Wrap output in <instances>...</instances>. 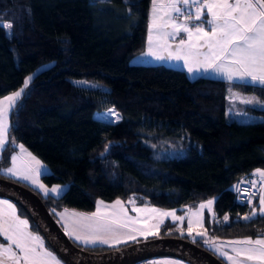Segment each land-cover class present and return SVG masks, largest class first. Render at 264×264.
Returning a JSON list of instances; mask_svg holds the SVG:
<instances>
[{"label":"trees","instance_id":"obj_1","mask_svg":"<svg viewBox=\"0 0 264 264\" xmlns=\"http://www.w3.org/2000/svg\"><path fill=\"white\" fill-rule=\"evenodd\" d=\"M150 10L151 0H0V23L12 24L10 32L0 27V99L32 77L10 114L0 173L23 145L50 168L41 177L47 186L68 185L60 197L40 196L53 218L66 209L92 213L99 200L136 199L138 206L184 213L215 199L202 239L261 237L264 216L243 219L259 208L258 198L251 208L239 205L232 187L264 169V87L132 65L146 47ZM74 79L105 84L109 91L76 86ZM231 90L253 96L256 105H233ZM109 108L120 121L96 117ZM231 109L263 121H229ZM147 143L164 157L154 158ZM169 229L187 232V225L168 222L159 234ZM123 246L84 250L105 254Z\"/></svg>","mask_w":264,"mask_h":264},{"label":"snow or ice","instance_id":"obj_2","mask_svg":"<svg viewBox=\"0 0 264 264\" xmlns=\"http://www.w3.org/2000/svg\"><path fill=\"white\" fill-rule=\"evenodd\" d=\"M195 9L194 11L192 9ZM164 9V15L158 17L157 10ZM207 13V17L205 16ZM167 17V19H164ZM158 21H163L159 23ZM205 25H208L205 28ZM0 27L12 28V24H2ZM171 31H167V29ZM181 33L186 38L181 37L173 49L171 41H176ZM155 45V46H154ZM167 53V55H164ZM146 56L155 60L183 62L187 72L193 75L200 73H213L224 77L226 80L246 81L248 83H258L264 85V0H169L165 4H158L153 0L152 24L148 34V51ZM32 77H28L24 83V88ZM24 88L0 99V151L5 149L8 142L9 133V113L20 98ZM242 102L251 104L252 99ZM113 112L108 114L109 119ZM21 151H26L23 145L19 146ZM31 156L30 153H28ZM19 157L12 158L13 167L7 169V173L12 176H19L24 180L35 179L25 173H21L16 168ZM37 165L40 164L35 157H32ZM38 174V173H37ZM256 175L264 178V171L257 170ZM253 184L256 182L253 181ZM43 188V185H40ZM61 189L52 188L51 192L59 193ZM237 191L248 192V189ZM264 192V188L259 190ZM45 195L48 190L45 189ZM253 192L248 196V202H252ZM129 203L135 205L134 200ZM213 201H208L207 205L201 204L203 209L210 207ZM96 212L91 216L72 213L74 218L73 227L65 225L67 234L85 245L118 244L127 240H135L136 233L147 238L148 235L158 234L159 223L151 227L136 228L140 223L139 214L155 213L159 217L171 216L173 220L183 221V217L176 216L175 212H161L158 209L138 208L133 206L132 211L138 214L137 218L130 217L128 210L120 200L112 205H105L99 202ZM0 206L10 211H0V235L10 243L5 246L0 244V264L11 261L12 264H60V261L48 251L43 240L39 236H34L27 231L28 221L22 220L16 215L15 206L7 200H0ZM110 209L111 211H105ZM259 213L264 216V195L259 199ZM196 218L195 222L190 218L188 222V235L191 236L196 229H203L200 212L192 213ZM257 215L253 208L251 216H244V220H250ZM63 219V216L61 217ZM156 217L153 216L152 219ZM228 216H224L227 221ZM127 229V231H121ZM198 236H205L206 231H197ZM205 243H208L205 240ZM215 244V242H212ZM245 245L247 247H236ZM13 246L21 253L17 255L13 251ZM235 255H229L223 251L221 255L226 257L232 264H240V257L248 261H259L264 264V239H245L226 242ZM219 251V249H217Z\"/></svg>","mask_w":264,"mask_h":264},{"label":"rangeland","instance_id":"obj_3","mask_svg":"<svg viewBox=\"0 0 264 264\" xmlns=\"http://www.w3.org/2000/svg\"><path fill=\"white\" fill-rule=\"evenodd\" d=\"M3 24H8V23H3ZM7 30H8V32H10V29L7 28ZM170 43H172V42H170ZM147 51H148V35H147L145 50L142 53L136 55L131 60L130 63L132 65H162V66H166V67L179 69L178 66H180L181 62L170 61V60L158 61V60H155L153 57L146 56L145 54L147 53ZM164 55H167V53H164ZM29 83H28V86H29ZM73 83L76 86L87 88V89H94V90H99V91H102V92H108L109 91V87L107 85L100 84V83H95V82H92V81L87 80V79H74ZM26 89L27 88H24V91L22 92L20 98L16 101V104L18 103L19 100L22 99V96L25 94ZM15 92H17V91H15ZM15 92H13V93H15ZM13 93H11L9 95H12ZM9 95H7V96H9ZM241 95L242 94H239L238 92H235V91L231 90L230 95H229V99H230L231 103L233 105H236V104L246 105L247 103H244L242 101L246 100L247 97H245L246 95L245 96H241ZM7 96H5V97H7ZM4 98H2V99H4ZM249 98L252 99V100L254 99V98H251V97H249ZM253 101H254V103H251V104L252 105H256L257 101L255 99ZM13 108L11 109V111L9 113V131H10V114H11ZM235 111H240V110L231 109V112L227 113V120H229V121L230 120H238L239 122H242V121L246 120V116H240L239 114H235ZM110 112H113L114 114L109 119L108 114ZM96 117L101 119V120H104L106 122H109V123H116V122L121 120L120 114L114 108H109L105 112L97 114ZM253 117L255 118L253 122L263 121V118H261V117H257V116H253ZM6 145H5V147H6ZM147 145L153 149L154 158L161 159V157H164V155L157 149V147H155V146H153L152 144H149V143H147ZM19 146L20 145L17 146V150L13 154V157H19L20 158L16 162V168L21 173H25V174H28V175L32 176L35 179L36 183H33L32 179L24 180V179L20 178L19 176H12L11 174L7 173L6 170L9 169V168H12L13 164H11V166L9 168L2 170V172L0 173V174H2L1 178L7 179V180H9L11 182H14L16 184L24 186L25 188L30 189L31 191L37 193L39 196H42L44 198L49 196V195H51V196L55 195L56 197L61 196L67 190L68 185H55L54 187L61 189V191L59 193L51 192V189L54 188V187L53 186L52 187L47 186L42 181V178H41L45 174H50V169L48 168V166L45 165L40 159H38L34 154H32L25 147H23V148L26 151H21ZM3 151H0V159L2 157V152ZM28 153H30L31 156H29ZM32 157H35L36 160H38L40 162V164L37 165L35 163V161L32 160ZM40 185H43V188H41ZM45 189L48 190V195L44 194ZM132 200L135 201V205L129 203V201L127 203H125L122 200H120L123 203V206L128 210V215L130 217L137 218V216H138V214L136 212L132 211L133 206H135V207H138V208H148V209L155 208V209L160 210L161 212H175L176 216L184 218L183 221H180V220H173V218L171 216L162 217L161 218L158 215H156L155 213H151V212L141 213V214H139L140 223H137L135 225L136 228L145 227V221L148 222L147 226L151 227L153 225L158 224L161 219L163 220V223H159V230H160L161 226H163L165 223H168V222L174 223L178 227H183L184 225H187V228H188L189 219L191 218L193 220V222H195V219H196L192 215V213L200 212L203 225H204L205 218H206L207 214L211 215V217L214 216L213 215V206H214V203H215V199H210V200H207V201H204V202L201 203V204L207 205L208 201H213V203H212V205L210 207H205L203 209H200L199 206L201 204H199V206L197 208H194V209L187 208L186 212H184V213H179V212L174 211V210H168L167 211V210H163V209L156 208V207L138 206L137 205L138 204L137 200L136 199H132ZM100 201H102V200H99L97 202L96 209L92 213H85V212H81V211L74 210V209H72V210H67L66 209V210L54 213V216H55L54 218H55L56 222L58 223V225L65 232V234L70 238V240L75 244V246H77L80 249L84 250L86 247H96V246L119 247V246H123V245H127L128 244L126 247L123 246V248L120 249V250H124V249H129L132 246H138L140 244H144V243H147V242L158 241V240H162V239H173V240L185 241V242L194 244V245H196V246H198V247L210 252L214 256H216L224 264H232V262L230 260H228L226 257L221 255V252H223V251L228 252L229 255H235V253L231 252V248L230 247H228V246L221 247L223 245H226V242L228 240L227 241H224V240H210L207 243V246H204V245L200 244L199 241H202V242L205 243L206 239H202L201 237H206L207 233H206L205 236H198L196 234L197 231H205L203 229L194 230L191 236L188 235L189 237H184V235H183L184 233L188 234V231L185 232L184 230H179L178 232H175V231H171L170 229H169V231L166 234L160 235L159 231H158V234L148 235L147 238H145L144 236L138 235L136 233H133V235H136V239L135 240H127L126 242H121V243H118V244H99V243H97L96 245H85V244H82L79 241L75 240L74 238L70 237L67 234V232L65 231V225L67 224L69 227H73L74 226L72 224V221H73L74 218L71 216V214L72 213H77V214H82L84 216H91L93 213L96 212L98 207H101L100 204H99ZM103 202H104L105 205H112L116 201L115 202H110V203L109 202H105V201H103ZM0 211L7 212L9 210L5 209V208L2 209V207L0 206ZM105 211L110 212L111 210L107 209ZM62 216H63V219L61 218ZM153 216H155L156 218L152 219ZM227 221H225V222H227ZM27 231L29 233H31L32 235H34L30 230L27 229ZM121 231H127V229H122ZM153 237H155V238H153ZM213 241L215 242V244L212 243ZM236 247H247V246H245V245H237ZM217 249H219V251ZM241 258L242 257H240V259ZM57 260H59V259L57 258ZM60 264H65V263L60 261ZM138 264H190V263H188L186 261H183L181 259L164 256V257L151 258V259L145 260L143 262H140ZM251 264H253V263H251ZM255 264H258V263H255Z\"/></svg>","mask_w":264,"mask_h":264},{"label":"water","instance_id":"obj_4","mask_svg":"<svg viewBox=\"0 0 264 264\" xmlns=\"http://www.w3.org/2000/svg\"><path fill=\"white\" fill-rule=\"evenodd\" d=\"M0 197L13 201L27 212L65 264H138L164 256L190 264H224L216 256L194 244L173 239L147 242L106 254H93L75 246L37 193L0 178Z\"/></svg>","mask_w":264,"mask_h":264},{"label":"crops","instance_id":"obj_5","mask_svg":"<svg viewBox=\"0 0 264 264\" xmlns=\"http://www.w3.org/2000/svg\"><path fill=\"white\" fill-rule=\"evenodd\" d=\"M168 2H169V0H157V3H158V4H165V5H166ZM192 10L194 11L195 9L193 8ZM152 15H153V0H151L150 19H149V25H148V32H147V35H148V33H149V28H150V26H151V24H152ZM163 15H164V9H158V10H157V16L160 17V16H163ZM205 16L207 17V13H206V12H205ZM164 19H167V17H164ZM158 22H159V23H163V21H158ZM207 27H208V25H205V28H207ZM167 31H171V29L169 28V29H167ZM181 37L186 38V35H185L184 33H181L180 36L177 37L176 41H171V40H169L170 42H172L173 49L176 47V43H178V41H179V39H180ZM178 68H179L180 70H184V71L188 74V76H189L190 78H192V79H197V78H202V77H204V78L219 79V80H224V81L230 82V81L226 80L224 77H222V76H218V75L213 74V73H200V74H198V75L190 74V73L187 72V69H186V67L183 65V62H181L180 66H178ZM230 83H244V84H251V85H255V86L264 87V85H261V84H258V83H248V82H246V81H232V82H230ZM241 96H245V95L242 94ZM245 97H247V99H250L249 97L254 98V97L251 96V95H246ZM253 100H254V99H253ZM246 105H252V104H246ZM228 112H231V110H229ZM233 113H234V112H233ZM235 114H239L240 116H246V120H244V121H242V122H240V123H249V122H253L254 119H255V118L253 117L254 115H251V114H249V113H247V112H243V111H235ZM235 116H236V115H235ZM235 121L239 122L238 120H235ZM12 157H13V155H12ZM48 168H49V167H48ZM49 169H50V168H49ZM257 170L264 171V169H257ZM257 170L254 171L255 174L257 173ZM50 174H51V170H50ZM257 176H258V175H257ZM258 177H259V176H258ZM262 179H263V188H264V178H262ZM54 186H55V185H54ZM54 186H53V187H54ZM64 193H65V192H64ZM64 193H63V194H64ZM63 194H62V195H63ZM62 195H61V196H62ZM261 195H264V192H261L260 195H259V197H258V206H259V199H260V196H261ZM53 196H55V195H53ZM55 197H56V196H55ZM59 197H60V196H59ZM0 200H7L9 203L13 204V205L15 206V209H16V215H17L20 219H22V220H27V221H28V219H26V218H24V217H21V216L19 215L18 208H17L16 204H15L13 201H11V200H9V199H6V198H1V197H0ZM1 207H2V206H1ZM2 209H3V207H2ZM255 209H256V208H255ZM9 211H10V210H9ZM256 212H257V215H260V213H259V208L256 209ZM251 215H252V214H251ZM251 215H250V216H251ZM27 229L30 230L35 236H39V237L42 239V237H41L40 235H38V234H36V233H34V232L32 231V229H31V224H30L29 221H28V228H27ZM245 239H252V240L264 239V235L261 236V237H258V238H243V239H235V240H245ZM42 240H43V239H42ZM228 241H234V240H228ZM228 241H227V242H228ZM43 242H44V240H43ZM9 243H10L9 241H7L2 235H0V244L7 246ZM44 246H45V248H46L48 251L52 252V250H50V249L47 247V245H46L45 242H44ZM13 251H16V252H17V255H21V253H19V251L15 248V246H13ZM52 254H53L54 256H56L60 261H62V260L60 259V257H59L57 254H55V253H53V252H52ZM62 262H63V261H62ZM251 263H253V264H255V263L260 264L259 261H248V260L244 259L243 257L240 259V264H251ZM6 264H12V262H11V261H7ZM21 264H24V262L21 261Z\"/></svg>","mask_w":264,"mask_h":264},{"label":"built area","instance_id":"obj_6","mask_svg":"<svg viewBox=\"0 0 264 264\" xmlns=\"http://www.w3.org/2000/svg\"><path fill=\"white\" fill-rule=\"evenodd\" d=\"M253 181H255L256 183L253 184ZM237 188L241 190L248 189L249 191L247 193L243 191H237ZM261 188H263V179L258 177L254 172H252L238 180L232 187V190L236 195L237 204L251 208L256 199L259 197L261 193L259 190ZM253 192H255L256 194L251 196L252 202L249 203L248 196L251 195Z\"/></svg>","mask_w":264,"mask_h":264}]
</instances>
